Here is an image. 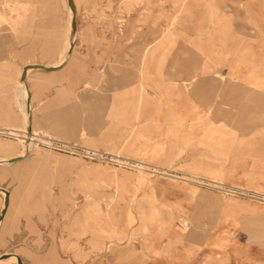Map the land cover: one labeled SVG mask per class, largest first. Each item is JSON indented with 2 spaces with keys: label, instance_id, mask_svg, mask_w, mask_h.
I'll return each mask as SVG.
<instances>
[{
  "label": "rangeland",
  "instance_id": "rangeland-1",
  "mask_svg": "<svg viewBox=\"0 0 264 264\" xmlns=\"http://www.w3.org/2000/svg\"><path fill=\"white\" fill-rule=\"evenodd\" d=\"M76 4L61 98L33 103L34 126L51 139L0 165L13 198L0 255L264 264V0ZM68 22L66 0H0V125L25 129L21 67L59 61ZM100 83L102 116L83 100Z\"/></svg>",
  "mask_w": 264,
  "mask_h": 264
},
{
  "label": "bare ground",
  "instance_id": "bare-ground-1",
  "mask_svg": "<svg viewBox=\"0 0 264 264\" xmlns=\"http://www.w3.org/2000/svg\"><path fill=\"white\" fill-rule=\"evenodd\" d=\"M73 1L75 3V7L77 10L76 0H73ZM66 4H67L68 11H69V22H68L69 25H68V31H67L66 44H65L64 49L62 51V56L59 59V61H57L55 64L53 63V64H44V65L57 67V66L62 65L63 63H67L69 60V57L71 56L69 54V50L74 46L76 32H73V18H74L73 10L69 5L68 0H66ZM33 63L34 62L26 63L21 67L20 76H19V80H18V84H17V90H16L18 100L21 104V110H22L23 118H24V122H25V129L20 130V129H17L14 127H7V126L0 125V134L12 136L18 140V141H16L15 144L1 143L0 142V165H10V164L19 162L23 159L30 157L33 153H37V148H38L39 142L49 143L48 140L51 139V138H49V135L47 137L45 134H40V133H38L36 128L32 127V118H33L34 107L32 105V102H30L29 106L27 105V99L29 97H31V90H30V87L28 86L27 79L21 80V75L23 73V68L26 65L33 64ZM32 70L33 69H30L29 72ZM29 126L32 127V132L28 131ZM18 157H21V160L16 161V162L10 161V160L18 158ZM0 187H2V189H3L0 191V195L3 198V204H2V207L0 209V216H1L2 211L5 208V197H6L5 190H8V189L4 186H0ZM12 199L13 198H12V193H11L10 203H9V207L7 210H9L11 207ZM4 220H5V218L0 219V226L3 224ZM9 253H12V254L10 256H8L7 258H1V255H3V254L0 255V264H19L18 263V257H17V256H20L19 253H17V252H9Z\"/></svg>",
  "mask_w": 264,
  "mask_h": 264
},
{
  "label": "crops",
  "instance_id": "crops-1",
  "mask_svg": "<svg viewBox=\"0 0 264 264\" xmlns=\"http://www.w3.org/2000/svg\"><path fill=\"white\" fill-rule=\"evenodd\" d=\"M65 69V66L59 70L55 71H45L41 69H33L27 75V82L30 83L33 89L31 90V102H45L53 103L58 101L61 97L59 95L60 89V76ZM20 76V73H19ZM108 88L104 84H99V89L94 94L91 90L84 89L83 100L85 102H90L94 99L96 106L100 110V115L107 114V111L102 114V109H107L108 106ZM34 107V106H33ZM34 110V109H33ZM52 111H48L47 115L51 114ZM32 127L35 128L32 118ZM37 129V128H36ZM39 129H37L38 131ZM17 163V162H16ZM13 163V164H16ZM11 195V192H10ZM8 211V210H7ZM6 216V215H5ZM5 218V217H4ZM25 263V262H24Z\"/></svg>",
  "mask_w": 264,
  "mask_h": 264
},
{
  "label": "water",
  "instance_id": "water-1",
  "mask_svg": "<svg viewBox=\"0 0 264 264\" xmlns=\"http://www.w3.org/2000/svg\"><path fill=\"white\" fill-rule=\"evenodd\" d=\"M68 2H69L70 7L73 10V13H74V18H73V32H76V30H77V10H76L75 3H74L73 0H68ZM72 52H73V47L69 50V54L71 55ZM66 64L67 63H63L62 65L57 66V67H55V66H47V65H44L42 63H33V64L26 65L23 68V73L21 75V80H26L27 79V75H28V72H29L30 69H41V70H45V71H55V70H59V69L63 68ZM30 102H31V97H29L27 99V105L28 106L30 105ZM28 131L29 132H32V127L31 126L28 127ZM19 160H21V157L12 159L10 161L11 162H16V161H19ZM1 190H3L2 187H0V191ZM5 192H6L5 208L2 211V214L0 216V219H3L5 217V214L7 212V209L9 207V203H10V192L8 190H5ZM11 254L12 253H4L3 255H1V258H7ZM17 257H18V263L19 264H25L20 256H17Z\"/></svg>",
  "mask_w": 264,
  "mask_h": 264
},
{
  "label": "built area",
  "instance_id": "built-area-1",
  "mask_svg": "<svg viewBox=\"0 0 264 264\" xmlns=\"http://www.w3.org/2000/svg\"><path fill=\"white\" fill-rule=\"evenodd\" d=\"M59 144H57V146H56L57 148H62V149L69 148V150L72 151V152H79V150H80L77 146H74V145H65V144H62V143H59Z\"/></svg>",
  "mask_w": 264,
  "mask_h": 264
}]
</instances>
